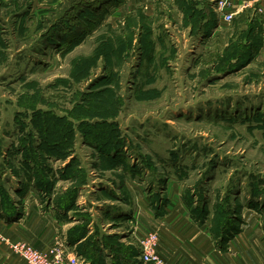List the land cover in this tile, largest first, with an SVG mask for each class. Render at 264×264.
I'll return each mask as SVG.
<instances>
[{"label": "rangeland", "instance_id": "rangeland-1", "mask_svg": "<svg viewBox=\"0 0 264 264\" xmlns=\"http://www.w3.org/2000/svg\"><path fill=\"white\" fill-rule=\"evenodd\" d=\"M168 4L0 0V264H22L8 243L36 248L34 233L75 256L119 236L104 222L122 195L92 180L100 148L135 167L158 214L179 201L221 245L247 213L264 231V45L239 68L226 35L186 43Z\"/></svg>", "mask_w": 264, "mask_h": 264}, {"label": "crops", "instance_id": "crops-1", "mask_svg": "<svg viewBox=\"0 0 264 264\" xmlns=\"http://www.w3.org/2000/svg\"><path fill=\"white\" fill-rule=\"evenodd\" d=\"M163 1L169 3L167 6L177 16L175 18L179 20L180 27L187 30L188 39L184 38L187 41L184 42L189 43L191 40L192 44L197 40L207 45L217 37L226 35L228 38L221 50L223 52L226 48L228 50L232 43L229 37L234 36L240 41L241 37L244 38L246 35L248 41L251 39L256 44L251 48L255 49L251 61L260 54L264 45L262 42L264 3L253 0H229L232 19L229 22H223L220 20L222 15L218 13L215 5L218 0ZM151 6L150 2L149 10ZM183 40L177 41L178 44L183 43ZM94 167L99 171L92 170L97 173L92 180L96 184L100 183V188L106 191L114 189L122 195V198L119 197L121 203L123 201L122 214L120 208L115 206L113 208L119 209L118 213L105 214L109 219L104 222L113 224L116 221L115 224L121 225L117 229L110 228L106 233L108 236L113 233L119 234L118 237H112L119 245L110 243L109 239H112L110 237L107 238L109 241L106 238L100 239L102 242L100 245L93 243L90 246H84V251L76 252L79 264H144L140 260L137 238L140 239L139 237L149 231L158 233V252L166 264H264V231L257 214L247 213V218L240 222V229L231 234L221 245L214 240L208 221L201 224L192 219L188 210L181 206V202L175 201V205L165 207L161 214L155 212L152 204L150 205V199L143 193L144 189L147 191L146 180L132 175L135 167L130 166L127 169L126 166L124 170H127L128 174L118 166L115 169H103V166L100 169L95 165ZM121 172L125 174L120 175ZM96 220L98 221L99 218ZM49 231V234H43V239L39 238V240L36 238V233L30 234L31 238L35 236L33 244L36 248L45 249L53 242L52 239L55 236L52 235L51 230ZM107 248L113 255L107 254ZM15 258L20 260L16 256ZM20 263L25 264L21 261Z\"/></svg>", "mask_w": 264, "mask_h": 264}, {"label": "built area", "instance_id": "built-area-1", "mask_svg": "<svg viewBox=\"0 0 264 264\" xmlns=\"http://www.w3.org/2000/svg\"><path fill=\"white\" fill-rule=\"evenodd\" d=\"M264 3V0H253ZM216 9L222 17L220 20L229 22L232 19L231 2L229 0H218ZM159 237L156 231H149L139 241L140 260L144 264H166L158 252ZM12 254L16 255L25 264H79L77 256L68 252L61 243L52 244L48 251L41 252L31 244L25 242L8 243Z\"/></svg>", "mask_w": 264, "mask_h": 264}, {"label": "trees", "instance_id": "trees-1", "mask_svg": "<svg viewBox=\"0 0 264 264\" xmlns=\"http://www.w3.org/2000/svg\"><path fill=\"white\" fill-rule=\"evenodd\" d=\"M139 35L141 37H149L148 33L146 34V36H143L141 33H139ZM245 36H244V38L241 37L243 39V41H241L242 39L240 41L238 40L237 42L231 44L228 47V50L226 48V50L224 51L226 53H229V52L234 53L236 51L239 53V57L240 56L241 57L240 58L238 57L239 61L236 63V66L239 64V66H238L239 68L244 66L243 63H246V65H247L251 61V59L253 57V53L255 52V49L252 50L251 48L253 45H256V44L251 39L248 41V37L247 36L245 37ZM138 43H139L138 51L140 53V56L142 57L143 54H145L149 58H150V56L152 57L155 42H152L151 39L148 38L144 41L142 39H140V42L138 41ZM162 46L165 47L166 46L165 43H162L161 47ZM234 48H236L237 50ZM229 54H232V53H229ZM224 55H225V57L227 56L225 53H224ZM224 55H221V56H224ZM229 57H231V56H229ZM226 60H228V58H225V61ZM54 133L56 134L57 132L55 131ZM103 141L101 140L100 143ZM103 145L106 146L107 143H105ZM115 148L114 147L110 148V149L100 148V150L98 151L100 153V157L103 158L102 162L104 164V168H115V167L119 166L120 164H125L124 163L125 160H122L123 159L122 155H120L119 151H117ZM135 173L136 172H134V174ZM67 195H71V198L74 196V194L71 193L70 191ZM66 196L63 197L65 199V201L62 202V204H66V202H69L68 205L64 206L67 209L70 206L71 202L69 201V199L65 198ZM62 204H61V206H62ZM77 237H78V235H75L74 238L78 239L79 237L78 238ZM81 246H80V248H81ZM115 253H118V252L115 251Z\"/></svg>", "mask_w": 264, "mask_h": 264}]
</instances>
